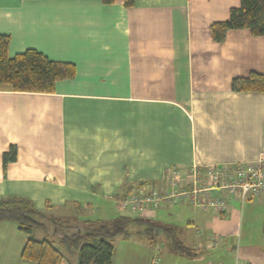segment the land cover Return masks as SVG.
<instances>
[{
  "label": "crops",
  "instance_id": "obj_1",
  "mask_svg": "<svg viewBox=\"0 0 264 264\" xmlns=\"http://www.w3.org/2000/svg\"><path fill=\"white\" fill-rule=\"evenodd\" d=\"M239 0H0L8 57L34 50L75 67L50 94L0 85V201L25 199L48 218L110 223L118 195L164 190L172 170L183 186L192 166L257 163L264 157V93L230 90L234 78L264 75V37L209 27ZM13 146L14 162L2 156ZM223 214L165 204L136 215L174 227L193 253L173 254L144 235L116 236L111 264H264V196L240 201L213 192ZM113 211H115L114 215ZM35 240L58 238L42 231ZM28 237L0 223V264H32ZM59 248V247H58ZM61 264L78 252L59 248ZM163 256V259H162Z\"/></svg>",
  "mask_w": 264,
  "mask_h": 264
},
{
  "label": "trees",
  "instance_id": "obj_2",
  "mask_svg": "<svg viewBox=\"0 0 264 264\" xmlns=\"http://www.w3.org/2000/svg\"><path fill=\"white\" fill-rule=\"evenodd\" d=\"M112 4L114 0H100ZM124 6H133V0H124ZM214 42H222L228 31L247 30L254 37H264V0H239V6L229 10L228 19L209 27ZM9 37L0 35V85L10 86L13 92L50 94L58 82L75 76V67L68 63L52 62L34 50L8 57ZM230 90L236 93H264V75L250 73L234 78ZM16 150L11 146L2 156V163L14 162ZM45 221L49 226H45ZM10 222L28 239L20 258L32 264H61L64 257L59 248L78 252V264H111L116 236L131 233L144 235L152 244L162 243L175 255L193 257L190 249L178 239L174 227H160L141 217H119L110 223L100 221L78 224L76 219H53L41 214L25 199L0 201V223ZM40 222V223H39ZM42 231L58 238V247L49 238L35 240L31 234Z\"/></svg>",
  "mask_w": 264,
  "mask_h": 264
},
{
  "label": "built area",
  "instance_id": "obj_3",
  "mask_svg": "<svg viewBox=\"0 0 264 264\" xmlns=\"http://www.w3.org/2000/svg\"><path fill=\"white\" fill-rule=\"evenodd\" d=\"M187 186H183L181 172L172 170L168 187L153 189L147 193L118 195L115 206L123 212L148 214L165 204H190L203 212L223 214L227 204L222 198H214L213 192L222 195H238L240 201L264 196V157L253 164L206 167L192 166L186 173ZM151 264H159L154 258ZM234 264H246L235 261Z\"/></svg>",
  "mask_w": 264,
  "mask_h": 264
},
{
  "label": "rangeland",
  "instance_id": "obj_4",
  "mask_svg": "<svg viewBox=\"0 0 264 264\" xmlns=\"http://www.w3.org/2000/svg\"><path fill=\"white\" fill-rule=\"evenodd\" d=\"M114 213V215H116L115 214V211H113ZM122 214H124V215H128V216H132V217H134V216H136L137 214H133V213H129V212H122ZM40 223V222H39ZM41 223H43L45 226H49L45 221L43 222V221H41ZM162 259H163V256H162Z\"/></svg>",
  "mask_w": 264,
  "mask_h": 264
}]
</instances>
